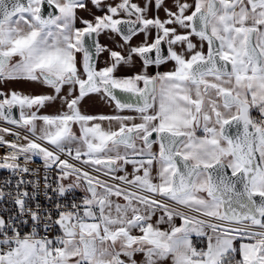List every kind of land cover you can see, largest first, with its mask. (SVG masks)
Returning a JSON list of instances; mask_svg holds the SVG:
<instances>
[{"label":"snow or ice","instance_id":"snow-or-ice-1","mask_svg":"<svg viewBox=\"0 0 264 264\" xmlns=\"http://www.w3.org/2000/svg\"><path fill=\"white\" fill-rule=\"evenodd\" d=\"M0 172V264H264V0H0Z\"/></svg>","mask_w":264,"mask_h":264},{"label":"crops","instance_id":"crops-1","mask_svg":"<svg viewBox=\"0 0 264 264\" xmlns=\"http://www.w3.org/2000/svg\"><path fill=\"white\" fill-rule=\"evenodd\" d=\"M170 3H171V0H169V4ZM89 7L91 8V5H89ZM93 11H95V10L93 9ZM79 14L84 16L85 18H91L87 12H81ZM96 14L99 15L100 13L96 12ZM101 43L110 44L111 42L107 39V37H102L101 38ZM100 59H101V62H102L104 57L102 56ZM118 74L123 75V74H127V73L122 71V72H120ZM7 87L10 88V89L23 91L25 93H28V92L35 93V92H39L40 91V89L36 88L35 86L30 85V84H26V83H23V82L11 83ZM83 108H84V110H86L88 112H92V113H100V112H108L109 111V109L105 105H103L102 103L93 102V101H86L84 103V105H83ZM46 111H48V112L55 111V106L49 107L48 109H46ZM128 170L131 171V167H129ZM177 223H179V221H177Z\"/></svg>","mask_w":264,"mask_h":264},{"label":"built area","instance_id":"built-area-1","mask_svg":"<svg viewBox=\"0 0 264 264\" xmlns=\"http://www.w3.org/2000/svg\"><path fill=\"white\" fill-rule=\"evenodd\" d=\"M9 139H11V137H9ZM40 163L41 162L37 159V161L34 164L30 165V166L35 168V167H38L40 165ZM7 176H8L7 172H0V179H5V178H7ZM82 195H83V193H81V192H77L76 193L77 197H80Z\"/></svg>","mask_w":264,"mask_h":264},{"label":"flooded vegetation","instance_id":"flooded-vegetation-1","mask_svg":"<svg viewBox=\"0 0 264 264\" xmlns=\"http://www.w3.org/2000/svg\"><path fill=\"white\" fill-rule=\"evenodd\" d=\"M160 15H161V17H163V12L161 11V13H160ZM170 67V66H169ZM161 71H165V70H167V67H162L161 69H160ZM150 71H154V69H151Z\"/></svg>","mask_w":264,"mask_h":264}]
</instances>
